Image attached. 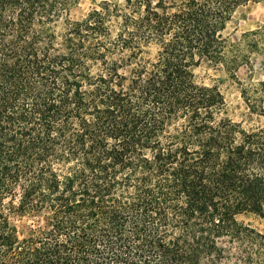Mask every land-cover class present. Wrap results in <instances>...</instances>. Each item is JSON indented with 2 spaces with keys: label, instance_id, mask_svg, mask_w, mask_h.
<instances>
[{
  "label": "trees",
  "instance_id": "16d2710c",
  "mask_svg": "<svg viewBox=\"0 0 264 264\" xmlns=\"http://www.w3.org/2000/svg\"><path fill=\"white\" fill-rule=\"evenodd\" d=\"M77 2L0 0V264H264V110L198 74L264 54L224 35L264 0Z\"/></svg>",
  "mask_w": 264,
  "mask_h": 264
},
{
  "label": "rangeland",
  "instance_id": "374dc122",
  "mask_svg": "<svg viewBox=\"0 0 264 264\" xmlns=\"http://www.w3.org/2000/svg\"><path fill=\"white\" fill-rule=\"evenodd\" d=\"M99 1V0H96ZM95 6L94 0H78L70 11V19L81 20L84 15ZM264 24V4H250L239 8L232 16L224 31V35L231 43L240 41L242 34L252 31ZM153 53V52H152ZM252 66H242L237 71L238 83L230 80L222 70L202 68L198 74L205 85H218L227 103V115L235 122H241L243 127L250 129L259 124L257 115H250L241 91H245L249 105L257 111L264 110V54L251 56ZM238 220L259 230L264 229V222L251 214H243ZM19 227V233H25L20 228L21 223L13 221Z\"/></svg>",
  "mask_w": 264,
  "mask_h": 264
}]
</instances>
